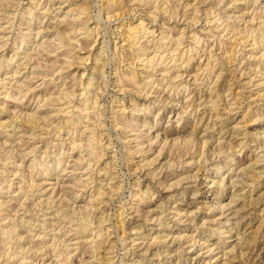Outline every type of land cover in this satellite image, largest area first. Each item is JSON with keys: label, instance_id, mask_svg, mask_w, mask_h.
<instances>
[{"label": "rangeland", "instance_id": "1", "mask_svg": "<svg viewBox=\"0 0 264 264\" xmlns=\"http://www.w3.org/2000/svg\"><path fill=\"white\" fill-rule=\"evenodd\" d=\"M254 1L0 3V264H264Z\"/></svg>", "mask_w": 264, "mask_h": 264}, {"label": "bare ground", "instance_id": "2", "mask_svg": "<svg viewBox=\"0 0 264 264\" xmlns=\"http://www.w3.org/2000/svg\"><path fill=\"white\" fill-rule=\"evenodd\" d=\"M5 1L8 2V0H0V3L4 4V6H5V3H6ZM10 1H13V0H10ZM155 1H156V0H155ZM220 1H221V0H220ZM232 1H233V0H232ZM258 1H259V0H255L254 2L258 5V3H257ZM218 2H219V1H218ZM222 2H223V1H222ZM216 3H217V2H216ZM255 3H254V4H255ZM0 6H1V5H0ZM254 6H256V5H254ZM47 8H48V7H47ZM263 8H264V5H263ZM195 9H196V8H195ZM198 10H199V9H198ZM56 12H57V11H56ZM66 13H67V12H66ZM66 13H65V14H66ZM256 13H257V14L259 13V14L262 16V18H263L261 24H258L259 38H261L262 35L264 34V29L261 27V25H264V13H263L262 10H260L259 12H258V11L255 12V15H256ZM2 15H3V14H2ZM260 15H259V16H260ZM182 17H183V16H182ZM64 18H65V17H64ZM77 18H78V17H77ZM191 18H192V17H191ZM239 18H241V17H239ZM70 19H71V18H70ZM171 19H172V18H171ZM173 19H174V18H173ZM195 19H196V18H195ZM195 19H194V21H196ZM256 19H257V18H256ZM256 19H255V16L253 15V12H252V13H251V19H250L249 22H250V23H253L254 20H256ZM61 20H62V19H61ZM76 20H77V19H76ZM76 20H75V21H76ZM237 20H238V19H237ZM242 20H244V18H243ZM66 21H67V20H66ZM176 21H177V20H176ZM245 21H246V20H245ZM76 22H77V21H76ZM196 22H197V21H196ZM206 22H207V21H206ZM246 22H247V21H246ZM246 22H245V23H246ZM70 24H72V23H70ZM74 24H75V22H74ZM211 24H212V23H211ZM70 26H71V25H70ZM235 27H236V26H235ZM76 28H77V27H76ZM138 28H140V27H138ZM0 29H1V28H0ZM144 29H145V28H144ZM190 29H191V28H190ZM227 29H228V28H227ZM235 29H236V28H235ZM75 30H77V29H75ZM136 30H137V29H136ZM223 30H224V29H223ZM141 31H143V30H141ZM146 31H147V30H146ZM232 31H234V33H235L234 28L232 29ZM244 31H245V30H244ZM246 31H247V30H246ZM246 31H245V32H246ZM70 32H72V31L70 30ZM134 32H135V30H134ZM136 32H138V35L141 34V33H139V31H136ZM181 32H183V31H181ZM224 32H225V31H224ZM224 32H223V33H224ZM236 32H237V30H236ZM238 32H239V31H238ZM251 32H253V30H251ZM191 33H192V32H191ZM246 33H247V32H246ZM249 33H250V32H249ZM249 33H247V34H249ZM134 34H135V33H134ZM235 34H236V33H235ZM251 34H252V33H251ZM135 35H137V34H135ZM141 35H142V34H141ZM162 35H163V34H162ZM237 35H238V33H237ZM74 36H75V35H74ZM190 36H191V35H190ZM192 36H193V35H192ZM253 36H255V35H253ZM132 37H133V36H132ZM134 37H135V36H134ZM193 37H194V36H193ZM237 38H238V41L241 40V43H243V42H244V43H247L249 37L247 38L246 35H245L244 37L241 36V35H240V36L238 35ZM240 38H241V39H240ZM23 39H24V37H23ZM193 39H195L196 44H199V43H200V42H199L200 39H199V38H196V36H195ZM235 39H236V38H235ZM26 40H27V39H25V41H26ZM179 40H180V39H179ZM25 41H24V43H25ZM238 41H237V39H236V42H238ZM257 41H258V40H256L255 37H254V39L252 38V39H251V42H252L251 46H252V47H253V46H256L257 48H262V49L264 50V46H262L261 41L259 40V43H258ZM159 42H160V41H159ZM178 43H180V42L178 41V42L175 43V45H177L176 48H178V46H180V45L182 44V43H181V44H178ZM238 43H239V42H238ZM260 44H261V45H260ZM261 46H262V47H261ZM42 47H43V46H42ZM160 47H161V46H160ZM176 48H175V49H176ZM169 49H170V48H169ZM175 49H174L172 52H169V53L165 54V55H170V54H171V56L174 55V56L172 57V59L170 58V59H171L170 62H172L173 60H175V59H176V56L178 55V54H176V53H177V50H175ZM252 49H253V48H252ZM43 50H44V49H43ZM159 50H160V49H159ZM182 50H183V49H182ZM139 51H140V49H139ZM161 51H162V49H161ZM179 51H180V50H179ZM44 52H45V51H44ZM140 52H141V51H140ZM145 52H146V51H144L143 53H145ZM147 52H148V51H147ZM159 52H160V51H159ZM166 52H167V51H166ZM183 52H185V51L183 50ZM183 52H182V54H179V56H180V55H183V54H184ZM251 52H253V50H251ZM163 54H164V53H163ZM163 54L160 56V57H161V58H160L161 61H163ZM47 55H48V54H47ZM156 55H157V54H156ZM159 55H160V54H159ZM165 55H164V56H165ZM263 55H264V54L262 53V56H263ZM48 56H49V55H48ZM183 56H185V54H184ZM25 58H26V57H25ZM40 58H41V57H40ZM153 58H154V57H153ZM157 58H158V57H157ZM179 58H180V57H179ZM160 59H159V60H160ZM168 59H169V58H168ZM250 59H251V57H250ZM141 60H142V59H141ZM156 60H157V59H156ZM166 60H167V59H166ZM177 60H178V59H177ZM152 61H153V60H152ZM71 62H72V61H71ZM208 62H209V61H208ZM162 63H163V62H162ZM38 64H39V63H38ZM156 64H157V63H156ZM156 64H155V65H156ZM206 66L208 67V65H206ZM34 67H35V66H34ZM37 67H38V66H37ZM41 67H42V66H41ZM207 67H206V68H207ZM205 70H206V69H205ZM210 71H211V70H210ZM34 72H37V71H34ZM153 75H154V74H153ZM34 77H35V76H34ZM176 77H177V76H176ZM27 81H28V80H27ZM151 82H152V81H151ZM21 83H22V82H21ZM217 83H218V82H217ZM18 84H19V83H18ZM27 84H28V83H27ZM93 84H94V83H93ZM248 84H249V83H248ZM25 85H26V84H25ZM20 87H21V86H19V88H20ZM89 87H90V86H89ZM25 88L27 89V87H25ZM26 89H25V90H26ZM20 92H21V91H20ZM26 116H27V115H26ZM32 117H33V116H32ZM32 117H30V115L27 116V117H25V123H26L28 126H30V125L33 126L32 124L34 123V117H33V118H32ZM35 117H36V116H35ZM35 119H36V118H35ZM36 120H37V119H36ZM0 126H1V125H0ZM13 126H14V125H13ZM1 127H2V126H1ZM4 127H7V126L4 125ZM4 127H3V129H4ZM26 127H27V126H26ZM5 130H6V129H5ZM4 136H5V135H4ZM77 144H78V143H77ZM73 145H74V144H73ZM73 145H71V146H73ZM75 145H76V144H75ZM75 145H74V147H75ZM78 145H79V144H78ZM74 147H72V148H74ZM79 147H80V146H79ZM88 147H89V146H88ZM181 147H182V146H181ZM20 155H21V154H20ZM188 163H189V162H188ZM191 163H192V162H191ZM235 178H236V177H235ZM237 178H238V177H237ZM181 182H183V181H181ZM181 182H180V183H181ZM185 182H186V181H185ZM222 182H224V179L222 180ZM212 183H213V182H212ZM176 184H177V183H176ZM174 185H175V184H174ZM243 185H244V184H243ZM178 186H179V185H178ZM0 187H1V186H0ZM62 187H63V186H62ZM167 187H168V186H167ZM171 187H173V186H171ZM63 188H64V187H63ZM169 188H170V187H169ZM19 192H20V191H19ZM79 211H80V210H79ZM83 212H84V211H83ZM81 214H82V213H81ZM57 216H58V215H57ZM62 218H63V217H62ZM85 219H86V218H85ZM154 219H155V218H154ZM83 221H84V219H83ZM83 221H82V222H83ZM86 221H88V219H87ZM78 222H79V221H78ZM78 222H77V224H78ZM82 222H81V223H82ZM150 222H151V221H150ZM71 223L73 224V222H71ZM71 223H70V224H71ZM79 223H80V222H79ZM72 224H71V225H72ZM75 224H76V222H75ZM75 224H74V228L77 227V226L75 227ZM83 224H85V222L82 223V224L79 226V229H84V228H85L86 224H85V225H83ZM74 230H75V229H74ZM74 230H73L72 232H74ZM68 231H69V230H68ZM76 231H77V228H76ZM76 231H75V232H76ZM86 231H88V230H86ZM79 232H80V230H79ZM82 233H83V232H82ZM84 233H85V232H84ZM76 234H77V233H76ZM79 235H80V234H79ZM3 237H4V236H3ZM96 237H97V236H96ZM42 238H43V237H42ZM91 241H92V240H91ZM86 244H87V243H86ZM90 244H91V243H90ZM66 252H67V251H66ZM67 256H68V255H67ZM67 258H68V257H67ZM67 260H68V259H67ZM59 261H60V260H59Z\"/></svg>", "mask_w": 264, "mask_h": 264}]
</instances>
